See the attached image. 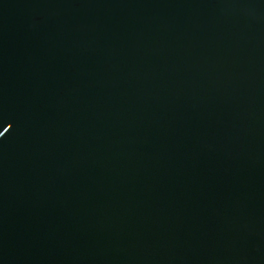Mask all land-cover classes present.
<instances>
[{
  "label": "water",
  "instance_id": "95a60500",
  "mask_svg": "<svg viewBox=\"0 0 264 264\" xmlns=\"http://www.w3.org/2000/svg\"><path fill=\"white\" fill-rule=\"evenodd\" d=\"M0 264H264V0H0Z\"/></svg>",
  "mask_w": 264,
  "mask_h": 264
},
{
  "label": "snow or ice",
  "instance_id": "6c2138e0",
  "mask_svg": "<svg viewBox=\"0 0 264 264\" xmlns=\"http://www.w3.org/2000/svg\"><path fill=\"white\" fill-rule=\"evenodd\" d=\"M7 131H8V129H7Z\"/></svg>",
  "mask_w": 264,
  "mask_h": 264
}]
</instances>
